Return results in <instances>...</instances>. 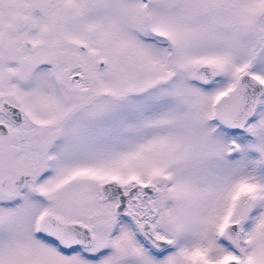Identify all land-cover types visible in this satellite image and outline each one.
<instances>
[{
	"label": "snow or ice",
	"instance_id": "1",
	"mask_svg": "<svg viewBox=\"0 0 264 264\" xmlns=\"http://www.w3.org/2000/svg\"><path fill=\"white\" fill-rule=\"evenodd\" d=\"M0 264H264V0H0Z\"/></svg>",
	"mask_w": 264,
	"mask_h": 264
}]
</instances>
